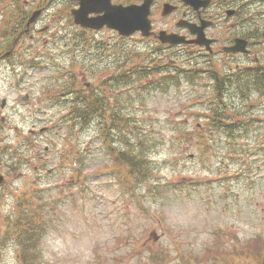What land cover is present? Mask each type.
Instances as JSON below:
<instances>
[{"label":"rangeland","instance_id":"1","mask_svg":"<svg viewBox=\"0 0 264 264\" xmlns=\"http://www.w3.org/2000/svg\"><path fill=\"white\" fill-rule=\"evenodd\" d=\"M31 1L27 5V0L16 3L0 0L3 12L12 16L14 13L9 8L17 10V5L24 12L37 2L43 7L32 35L28 32V37H22L21 31L19 38H22L11 52L14 56L0 59V104L6 100L5 108L0 107V174L5 178L0 185V264H22L21 251L25 246L39 247L41 264H181L182 260L192 261V257L210 259L205 251L231 254L236 248L260 244L259 248H247L251 254L259 251L264 246V171L253 181L245 177L236 180V172L248 160L264 158V152L253 140L245 144V149L235 142L236 150L230 145L235 165H228L229 161L222 160L219 151L198 140L208 130L206 105L211 99L198 103L213 94L207 81H197L195 87L191 82H182L178 90L174 86L165 90L163 83H151L141 76L142 81H136L135 87L128 89L124 116H106L110 124L120 120L130 122L127 138L119 141L117 133L102 132L93 123L83 134L86 155H81V134L71 132L69 127L57 126L74 118L68 113L71 108L76 107L83 114H90L93 109L73 103L51 105L55 97L60 98L61 91L56 89L57 72L49 69L51 61L31 58L39 52V55L53 56L59 67L74 62V77L81 82V73L85 72L86 79L81 83L90 84V89H84L89 93L107 76L104 72L109 62L105 58L108 52L98 44L100 41H111L116 44L114 48L127 44L123 50L129 55L144 52L155 57L159 54L165 57L166 64L168 59L180 56L179 64L188 66L194 54L163 50L147 45L138 37L124 43L109 33L106 36L86 34L83 41L70 38L68 42H58L56 39L49 44L47 41L52 37L69 32L71 22L57 25L63 18L67 21L69 10L76 6L71 0ZM138 1L124 0V5ZM237 2L241 16L245 17L243 21L247 22L246 28L264 29V0ZM221 9L216 4L208 8L216 20L210 32H216L219 26ZM17 15L15 12L11 16L14 22L23 17L16 20ZM156 17L161 20L158 14ZM3 22L0 16V36L10 29ZM89 36L94 39L91 44L80 45ZM88 47L90 59L87 52L83 53ZM20 48L25 55L18 57ZM160 85L163 89L156 88ZM52 90L58 94L46 100ZM192 100L194 105L187 107L186 103ZM133 105L143 106L142 113H136ZM252 106L256 110L258 104ZM231 107L236 109V104ZM253 110L248 111L250 115L255 114ZM261 110L260 124L264 128ZM134 115L136 121L132 122ZM131 124L138 129H133ZM259 137L263 143L264 129L254 140ZM137 148L139 157L130 159L137 161L135 169L142 166L147 175L126 188L120 183L125 169L115 163L125 164L128 158L124 151L127 149L130 157ZM199 150L202 154L198 157ZM140 154L144 157L142 164L138 162ZM82 158L85 162L80 163ZM111 167L116 171L105 174ZM222 172L229 174L227 180L210 181V177ZM23 212H29L28 216L24 217ZM28 225L32 232L25 231ZM33 234L38 243L25 245ZM150 254L158 259L165 257L160 263L149 262ZM226 259L218 264H257L251 255L243 260L235 255H228ZM28 264L31 263L28 261Z\"/></svg>","mask_w":264,"mask_h":264},{"label":"water","instance_id":"2","mask_svg":"<svg viewBox=\"0 0 264 264\" xmlns=\"http://www.w3.org/2000/svg\"><path fill=\"white\" fill-rule=\"evenodd\" d=\"M108 2L109 0H89V3L87 5V1L86 0H83L80 2V5H81V8L83 10V12H87L90 13H97V12H103L105 13L104 16L107 18V19H104L102 23H106V25H109L111 27H115L117 28L118 27V21L117 19H115L114 17L119 14L123 19V26H128V25H131L133 22L135 24H138V20H139V13L138 11L135 9V8H130L129 10H113L112 7H110L108 5ZM121 13V14H120ZM84 26H88V27H93V28H96V27H100L101 24L99 22H85L83 24ZM192 32H196L199 36V40L196 41V43H201L200 41L203 39V35L201 33L202 28H200V30L198 29H195V28H190ZM179 41H182V39L180 40H177V41H174V40H169V42L171 44H174L175 42H179ZM0 181H1V178H0Z\"/></svg>","mask_w":264,"mask_h":264},{"label":"trees","instance_id":"3","mask_svg":"<svg viewBox=\"0 0 264 264\" xmlns=\"http://www.w3.org/2000/svg\"><path fill=\"white\" fill-rule=\"evenodd\" d=\"M246 127L249 128V125H247V124L245 125L243 123L242 124H237L236 125V133H238L239 131H241L242 134H243V129H246Z\"/></svg>","mask_w":264,"mask_h":264},{"label":"flooded vegetation","instance_id":"4","mask_svg":"<svg viewBox=\"0 0 264 264\" xmlns=\"http://www.w3.org/2000/svg\"><path fill=\"white\" fill-rule=\"evenodd\" d=\"M237 67V66H236ZM229 70H232V67H229Z\"/></svg>","mask_w":264,"mask_h":264}]
</instances>
